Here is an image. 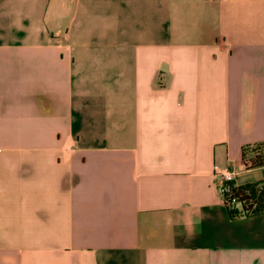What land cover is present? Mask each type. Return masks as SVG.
<instances>
[{
	"label": "crops",
	"instance_id": "0c3cea01",
	"mask_svg": "<svg viewBox=\"0 0 264 264\" xmlns=\"http://www.w3.org/2000/svg\"><path fill=\"white\" fill-rule=\"evenodd\" d=\"M263 142L264 0H0V264H264Z\"/></svg>",
	"mask_w": 264,
	"mask_h": 264
},
{
	"label": "trees",
	"instance_id": "16d2710c",
	"mask_svg": "<svg viewBox=\"0 0 264 264\" xmlns=\"http://www.w3.org/2000/svg\"><path fill=\"white\" fill-rule=\"evenodd\" d=\"M243 162L246 170L264 167V142L243 149ZM236 187L226 196V204L231 207L240 204L241 210H233L234 216L264 211V183ZM230 204V205H229Z\"/></svg>",
	"mask_w": 264,
	"mask_h": 264
},
{
	"label": "built area",
	"instance_id": "2783aa9c",
	"mask_svg": "<svg viewBox=\"0 0 264 264\" xmlns=\"http://www.w3.org/2000/svg\"><path fill=\"white\" fill-rule=\"evenodd\" d=\"M215 177L217 178V184L221 196L226 203V196L230 195L236 188L234 184L236 173L229 167L217 168L215 171Z\"/></svg>",
	"mask_w": 264,
	"mask_h": 264
}]
</instances>
